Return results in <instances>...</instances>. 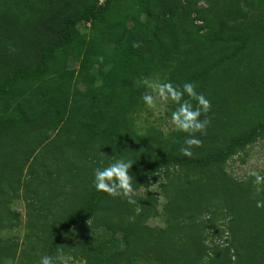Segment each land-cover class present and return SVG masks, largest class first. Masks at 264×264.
Masks as SVG:
<instances>
[{"label": "trees", "instance_id": "obj_1", "mask_svg": "<svg viewBox=\"0 0 264 264\" xmlns=\"http://www.w3.org/2000/svg\"><path fill=\"white\" fill-rule=\"evenodd\" d=\"M154 76L210 101L191 157L173 125H138ZM262 139L264 0H0V264H264L261 197L228 170ZM118 158L133 203L92 186Z\"/></svg>", "mask_w": 264, "mask_h": 264}, {"label": "clouds", "instance_id": "obj_2", "mask_svg": "<svg viewBox=\"0 0 264 264\" xmlns=\"http://www.w3.org/2000/svg\"><path fill=\"white\" fill-rule=\"evenodd\" d=\"M133 46L136 45L133 44ZM138 84L145 88L139 99L146 108H154L157 102H171L175 105L168 120L176 131L187 134L179 147V152L183 156L191 157L193 146L199 147L201 144V140L195 133L203 135L210 122L206 115L210 110L209 99L202 92L196 91V84L192 81L174 84L171 80L153 82L142 77ZM131 165V161L118 158L106 166L94 168L92 186L97 192L121 197L133 203L136 192L129 174ZM247 175L252 178L251 184L256 194L261 197L255 200V207L264 209V172L253 169ZM60 253L61 249L58 248L55 256L42 255L38 264H57V261L64 264Z\"/></svg>", "mask_w": 264, "mask_h": 264}, {"label": "rangeland", "instance_id": "obj_3", "mask_svg": "<svg viewBox=\"0 0 264 264\" xmlns=\"http://www.w3.org/2000/svg\"><path fill=\"white\" fill-rule=\"evenodd\" d=\"M77 63L73 60H69V67H76ZM153 82H160L159 77L154 76L148 79ZM168 106V102H157L154 108L149 109L144 107V109L140 112L138 116V125L145 128L147 125L152 123L161 125L165 130H168L171 127V123L169 121H165L166 109ZM241 157L244 158V161L241 160ZM253 169L260 170L264 172V139L259 140L247 147L245 153H239L232 157L229 161V172H231L234 176L244 177L247 173ZM152 192L156 194H160L158 190L157 183H154L150 186ZM141 193H143L144 189H140ZM164 198L160 197L159 207H162ZM13 207L17 209L21 214V225L9 230L5 233V235L17 234L21 239L24 238L25 234V221H26V204L23 200H15L13 203ZM152 226H162L164 225V221L162 220V215L151 217L147 221ZM64 264H82L79 262H75L71 257L64 256L63 257ZM58 264H61L59 261ZM136 264H154L153 262H149L146 260L137 261Z\"/></svg>", "mask_w": 264, "mask_h": 264}]
</instances>
